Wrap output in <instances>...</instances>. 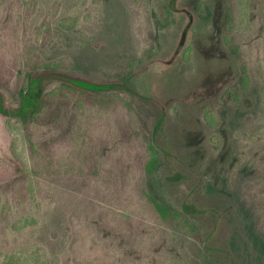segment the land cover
I'll return each mask as SVG.
<instances>
[{"label":"rangeland","instance_id":"rangeland-1","mask_svg":"<svg viewBox=\"0 0 264 264\" xmlns=\"http://www.w3.org/2000/svg\"><path fill=\"white\" fill-rule=\"evenodd\" d=\"M255 220L264 0H0V264H263Z\"/></svg>","mask_w":264,"mask_h":264},{"label":"trees","instance_id":"trees-1","mask_svg":"<svg viewBox=\"0 0 264 264\" xmlns=\"http://www.w3.org/2000/svg\"><path fill=\"white\" fill-rule=\"evenodd\" d=\"M167 7V12L170 13L169 10V5H166ZM227 40L230 41L229 35L227 36ZM234 49H236L234 47ZM40 62V61H39ZM51 64H45L44 62H40L38 63V67H43V66H50ZM40 73V71H39ZM37 74L34 73H30L28 78H29V85L31 84V82L37 78H40L42 74L36 76ZM6 84V83H5ZM8 86V84H6ZM66 87L68 90L70 91H74V90H79L81 92V97H89L92 98L94 97L91 94H85L84 90L82 89V86L73 81L72 79H63L62 80V85L59 86V88H55L54 90H52L51 92L41 95L39 97V99L37 100V102L31 107V108H27V110L25 112H23L22 114H20V119L23 122V124L28 128L31 125H35L36 124H42V125H50V124H54V122H56L62 114V109L61 107L64 106L62 105L63 103H65L64 99L57 102L56 99V95L57 92H60V95H64L65 91L63 90V88ZM70 130V128L63 133V136H65L66 134H68L67 132ZM150 149L152 152V158L155 160L157 158V151L155 149V146L153 144L150 145ZM152 161L148 162V166L147 169L150 170V168L152 167ZM155 207L157 208V210L160 212L161 215L165 216V215H170L173 219H177L179 220L182 224H184L188 230L190 231H196L195 229V225L190 222V220L188 219V217H186V215L182 212V211H178L175 210L173 208L168 207L166 204L158 201V200H153ZM257 220L254 221V223L252 224V233L255 236V239L262 243V246L264 247V242L262 240L261 235L259 234V230L257 227ZM263 264H264V252H263Z\"/></svg>","mask_w":264,"mask_h":264}]
</instances>
